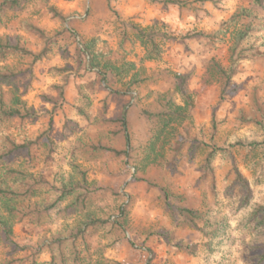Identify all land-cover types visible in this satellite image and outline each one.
Returning <instances> with one entry per match:
<instances>
[{
  "label": "rangeland",
  "instance_id": "374dc122",
  "mask_svg": "<svg viewBox=\"0 0 264 264\" xmlns=\"http://www.w3.org/2000/svg\"><path fill=\"white\" fill-rule=\"evenodd\" d=\"M182 1L28 0L0 26L1 36L20 38L34 53L9 57L0 69L18 73L16 85L29 104L53 110L50 140L42 137L29 154L20 152L16 165L56 184L79 179V166L95 188L91 214L109 220L89 227L75 247L65 243L66 264H248L249 246L264 238L247 223L249 212L264 204V173L253 166L264 150L247 156L230 146L264 140L256 123L264 113L255 102L264 111V6L253 0ZM132 25L175 39L156 36L153 52ZM249 26L227 82L221 69L228 71L237 35ZM98 70L107 72L106 81ZM66 74L62 101L58 86ZM169 98L184 116L174 117L157 137L165 123L145 111L159 112ZM125 110L129 156L94 152L98 142L125 147L123 135L113 132ZM49 114L0 129V148L9 145L6 136L18 143L38 138ZM213 144L230 148L233 158L219 153L206 167ZM234 161L252 188L247 205L241 203L244 190L235 182ZM54 196L48 194L46 202ZM63 206L17 222L14 239L23 249L13 250L0 238V264H48L44 244L68 234L81 218ZM185 209L194 214L187 216ZM189 245H195L193 252ZM57 263L62 264L59 254Z\"/></svg>",
  "mask_w": 264,
  "mask_h": 264
},
{
  "label": "trees",
  "instance_id": "16d2710c",
  "mask_svg": "<svg viewBox=\"0 0 264 264\" xmlns=\"http://www.w3.org/2000/svg\"><path fill=\"white\" fill-rule=\"evenodd\" d=\"M28 0H0V26L3 25L8 17L9 12L12 10L20 9L24 2ZM46 4L50 0H44ZM111 5V0H107ZM202 3L208 0H200ZM164 3H175L184 5L186 2L182 0H165ZM253 3L257 6H264V0H253ZM50 10L61 19L65 17L56 10L54 6H50ZM245 13H249L244 10ZM236 17V16H234ZM28 29L33 30L41 35H45L44 30L33 24H26ZM132 28L136 32L137 38L143 43H150L152 51H157L156 36H162L171 40L175 37H170L166 33L160 34L157 30L151 29L147 31L144 28H140L136 25H132ZM251 27H247L244 31H241L237 35V43L232 48L231 52V64L228 71L221 69L225 74L226 81H230V76L237 70L236 63L241 54L238 51L240 43L249 35ZM34 53L26 47L20 40V38H13L10 36L0 35V62H3L9 57L13 56H33ZM36 59L39 56H34ZM56 70H67L66 68H56ZM97 73L101 75V78L107 80V72L98 70ZM18 73L12 68L4 67L0 69V129H4L9 123L16 119H36L42 115L49 114L48 128L36 139L28 140L24 143H18L12 140L9 136V145L4 148H0V238L7 245L12 246L13 250L23 249V246L17 243L14 239V227L17 222L21 221L26 215H33L37 213L49 212L51 209L57 207L60 204H64L63 211L73 212L81 217L72 227L70 232L66 235H59L53 240L44 244L47 251L50 253L51 259L48 264H58V254L62 264L65 262V254L63 247L67 241H71L73 247L78 237H83L87 229L91 226H104L109 220L96 218L90 212L91 196L95 191V188L89 183L87 174L79 166H75L81 174L79 179H75L70 176L68 178H62L59 184L52 183L45 180L42 176L37 177L35 174L23 170L20 166L16 165L15 161L20 152L30 153L32 145L40 143L42 137H46L50 140V132L53 129V110L43 109V112L38 110L32 104H29L22 94L19 93L16 85V78ZM69 74L65 75V81L59 85V96L62 101L65 99V86L68 82ZM189 99V96H183ZM256 106L259 112L264 113L259 102L255 99ZM80 113L85 111L78 107ZM55 109V108H53ZM181 106L177 105L173 99L169 98L162 109L155 114L145 111L148 115L155 116L164 121L163 127L158 130L157 137L161 136L165 130V127L169 121L174 120L176 116H184L181 112ZM43 113V114H42ZM250 118H246V120ZM118 125V129L113 132L118 135L122 134L125 139V147L118 149L113 146L98 142L93 144V150L96 153L110 152L116 156H129L132 147L131 134L129 129L128 113L125 110L123 114L114 120ZM256 123L261 125L264 129V119L256 120ZM230 146L244 149L247 156L252 153H256L257 150H264V140H238L232 143ZM223 153L233 158V152L230 148H225L213 144L206 156V167H209L217 154ZM255 168L259 167V175L264 173V157L254 161ZM232 172L235 176V182H238L244 190V195L241 198L242 205H247L252 198V188L249 181L244 174L240 171L238 165L233 162ZM55 193L54 199L51 202H46L47 195ZM47 203V204H46ZM184 212L187 216L194 214L193 210L185 209ZM113 223V222H112ZM247 223L253 225V228L262 234L264 237V204L255 206L248 214ZM263 231V232H262ZM190 249V252L195 250V245L186 246ZM251 253L248 256V264H264V238L261 242L253 243L249 246ZM5 264H11L7 262Z\"/></svg>",
  "mask_w": 264,
  "mask_h": 264
}]
</instances>
